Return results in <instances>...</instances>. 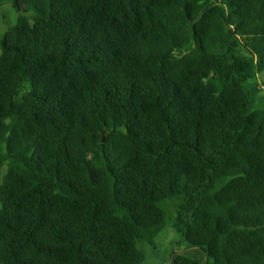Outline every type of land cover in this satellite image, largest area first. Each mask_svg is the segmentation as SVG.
I'll return each mask as SVG.
<instances>
[{
  "label": "trees",
  "instance_id": "1",
  "mask_svg": "<svg viewBox=\"0 0 264 264\" xmlns=\"http://www.w3.org/2000/svg\"><path fill=\"white\" fill-rule=\"evenodd\" d=\"M213 1L0 0V264H264V0Z\"/></svg>",
  "mask_w": 264,
  "mask_h": 264
},
{
  "label": "rangeland",
  "instance_id": "2",
  "mask_svg": "<svg viewBox=\"0 0 264 264\" xmlns=\"http://www.w3.org/2000/svg\"><path fill=\"white\" fill-rule=\"evenodd\" d=\"M19 14L13 9L11 3H7L0 11V37H3L8 28L13 26ZM1 53V49H0ZM172 222L168 221L167 226L158 234L156 238V249L145 247L148 258L145 264H173L172 260H178V256H186L207 261V256L199 249L190 247V244L172 227Z\"/></svg>",
  "mask_w": 264,
  "mask_h": 264
},
{
  "label": "water",
  "instance_id": "3",
  "mask_svg": "<svg viewBox=\"0 0 264 264\" xmlns=\"http://www.w3.org/2000/svg\"><path fill=\"white\" fill-rule=\"evenodd\" d=\"M217 2H219V0H214V1L211 2L208 6H206L205 10H207V9H208L209 7H211V6H214ZM199 18H201V16H200ZM192 25H193V23H192ZM193 47H194V44L190 45L189 48L185 49V52H189ZM183 54H184L183 51H181V50H177V56H178V57H182ZM102 142H104V138H102Z\"/></svg>",
  "mask_w": 264,
  "mask_h": 264
},
{
  "label": "clouds",
  "instance_id": "4",
  "mask_svg": "<svg viewBox=\"0 0 264 264\" xmlns=\"http://www.w3.org/2000/svg\"><path fill=\"white\" fill-rule=\"evenodd\" d=\"M184 53H185V51H184Z\"/></svg>",
  "mask_w": 264,
  "mask_h": 264
}]
</instances>
